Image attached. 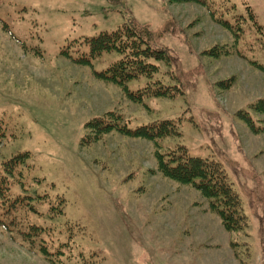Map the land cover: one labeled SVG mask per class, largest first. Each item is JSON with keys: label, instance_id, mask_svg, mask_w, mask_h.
<instances>
[{"label": "rangeland", "instance_id": "rangeland-1", "mask_svg": "<svg viewBox=\"0 0 264 264\" xmlns=\"http://www.w3.org/2000/svg\"><path fill=\"white\" fill-rule=\"evenodd\" d=\"M206 1L0 0V168L28 152L11 191L44 195L22 223L47 229L29 246L0 225V264H52L39 243L57 264H264V112L248 109L264 97V34L246 14L250 6L264 31V0ZM233 15L247 19L237 44L220 23ZM129 21L167 50L157 77L180 83L182 95L135 103L96 74L119 54L85 65L63 52L88 51L84 37ZM249 44L247 57L235 53ZM211 46L229 53L210 56ZM107 111L131 128L179 118L181 133L155 144L111 130L86 143V122ZM246 112L251 128L236 115ZM177 144L222 164L247 216L244 231H227L208 198L159 172L157 151ZM60 200L63 211L49 213Z\"/></svg>", "mask_w": 264, "mask_h": 264}, {"label": "trees", "instance_id": "trees-1", "mask_svg": "<svg viewBox=\"0 0 264 264\" xmlns=\"http://www.w3.org/2000/svg\"><path fill=\"white\" fill-rule=\"evenodd\" d=\"M118 3L119 0H108ZM171 2L197 1L208 4L206 0H170ZM248 19L254 24V28L259 34H264L263 28L257 23L250 6L246 7ZM245 16L233 15L232 19H226L225 23H220L229 29L237 44L238 40L244 38L245 28L242 24L247 20H239ZM80 44L86 45L88 51L76 49L75 54L70 55L67 49L64 53L71 60L78 64H90L91 60L102 53L116 52L119 57L103 70L97 72V77L110 81L125 90L127 96L135 103H141L147 97H174L182 95V89L178 84H165L159 77L160 63L169 60L170 56L165 48L157 47L152 42V34L144 26H137L129 21L122 23L112 30H102L94 36L84 37ZM252 44L245 49H235V53L241 57H247L246 51H250ZM210 56L218 57L228 54L229 49L220 46H211L207 49ZM264 66L263 64H260ZM140 77L147 78V83L143 86L131 90L127 83ZM248 109L256 112H264V97L255 100L248 105ZM248 127L252 117L246 112L247 117L237 114ZM251 119V120H250ZM250 120V121H248ZM86 128L90 134L85 136L84 141L91 143L99 138L101 134L111 130L119 131L122 134L147 139L155 144L159 140L168 137L179 136L181 133L179 118L161 119L136 127H129L123 120L122 115L115 111H107L101 116L93 117L86 122ZM253 133H259L262 128L253 126ZM5 127L0 120V141L5 135ZM28 157V152H21L1 163L0 168V225L7 231H14L20 234L23 243L29 246L34 245L35 239L40 233H47V229L39 224L30 223L23 228L22 212L35 213L36 199L44 195L36 194H14L11 191V181L14 176L21 178L22 172L17 169L23 163L22 159ZM157 167L160 173L172 180L183 184H190L197 189L205 198L209 199V206L219 216L223 227L229 232L244 231L248 226V220L241 205L238 193L232 187L227 173L222 164L211 158L193 155L183 144H177L173 148L157 151ZM11 191V192H10ZM40 203V200H37ZM60 214L63 211V200L50 206L48 212L53 215V211ZM65 245V244H64ZM43 258L52 264H57L58 260L53 257L51 251L39 243L36 249Z\"/></svg>", "mask_w": 264, "mask_h": 264}]
</instances>
